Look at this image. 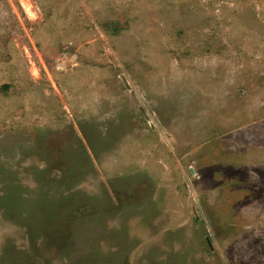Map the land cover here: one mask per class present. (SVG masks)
<instances>
[{
  "label": "rangeland",
  "instance_id": "obj_1",
  "mask_svg": "<svg viewBox=\"0 0 264 264\" xmlns=\"http://www.w3.org/2000/svg\"><path fill=\"white\" fill-rule=\"evenodd\" d=\"M0 264H264V0H0Z\"/></svg>",
  "mask_w": 264,
  "mask_h": 264
},
{
  "label": "bare ground",
  "instance_id": "obj_2",
  "mask_svg": "<svg viewBox=\"0 0 264 264\" xmlns=\"http://www.w3.org/2000/svg\"><path fill=\"white\" fill-rule=\"evenodd\" d=\"M25 6H26L27 10L31 13L32 11H31L30 5L29 4H25Z\"/></svg>",
  "mask_w": 264,
  "mask_h": 264
}]
</instances>
